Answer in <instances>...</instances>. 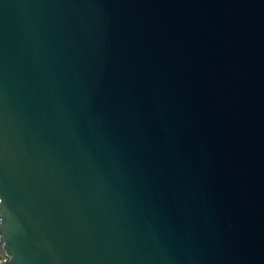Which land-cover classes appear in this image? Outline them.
<instances>
[{
    "label": "water",
    "instance_id": "water-1",
    "mask_svg": "<svg viewBox=\"0 0 264 264\" xmlns=\"http://www.w3.org/2000/svg\"><path fill=\"white\" fill-rule=\"evenodd\" d=\"M4 264H264V0H0Z\"/></svg>",
    "mask_w": 264,
    "mask_h": 264
},
{
    "label": "rangeland",
    "instance_id": "rangeland-1",
    "mask_svg": "<svg viewBox=\"0 0 264 264\" xmlns=\"http://www.w3.org/2000/svg\"><path fill=\"white\" fill-rule=\"evenodd\" d=\"M0 264H4V260L1 256H0Z\"/></svg>",
    "mask_w": 264,
    "mask_h": 264
}]
</instances>
